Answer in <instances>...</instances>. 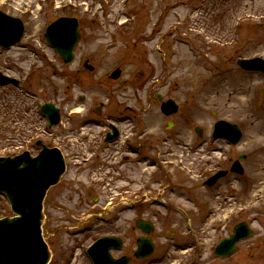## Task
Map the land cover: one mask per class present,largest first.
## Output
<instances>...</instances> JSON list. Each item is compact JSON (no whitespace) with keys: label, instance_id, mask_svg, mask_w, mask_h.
Listing matches in <instances>:
<instances>
[{"label":"rangeland","instance_id":"rangeland-1","mask_svg":"<svg viewBox=\"0 0 264 264\" xmlns=\"http://www.w3.org/2000/svg\"><path fill=\"white\" fill-rule=\"evenodd\" d=\"M0 9L25 24L18 45L0 48V73L20 82L0 81V155L24 149L35 153L36 139L50 138L39 109L45 101L57 104L64 125L70 126L71 116L78 119L73 111L87 112L101 102L109 109V102L116 106L128 96L132 104L136 91L143 108H149L148 118L156 121L162 116L155 94L174 98L190 118V143L198 138L195 126L209 134L223 118L242 127L241 150L264 145V76L237 65L242 57L264 58V0H0ZM62 16L79 20L81 38L70 65L45 38L47 26ZM117 68L121 76L110 79ZM149 95L152 104H147ZM259 161L264 165V156ZM69 169L62 179L68 185L52 187L45 198V229L53 252L49 264H90L84 248L91 240L67 230L83 227L88 205L99 197L101 208L106 197L94 189L88 205L81 196L73 199L71 182L87 180L81 174L78 180L75 169ZM11 214L8 202L0 200V217ZM134 215L126 211L115 231L129 238ZM241 245L239 256L245 249ZM245 253L264 261V245L247 247Z\"/></svg>","mask_w":264,"mask_h":264},{"label":"flooded vegetation","instance_id":"flooded-vegetation-1","mask_svg":"<svg viewBox=\"0 0 264 264\" xmlns=\"http://www.w3.org/2000/svg\"><path fill=\"white\" fill-rule=\"evenodd\" d=\"M135 93L132 104L128 96L117 100L116 106L109 103L110 110L102 102L88 106L87 112L80 109L78 113L84 114H76L78 119L71 116L70 126L61 119L56 127H61L59 132L53 133L48 126L51 133L50 138H44L46 144L63 152L67 173L73 168L78 180L80 174L87 180L71 182L72 198L81 196L80 202L88 205L94 189L106 197L101 208L99 197L88 205L83 227L69 231L72 236L85 233L86 241L91 240L87 246L103 236L121 238V249L111 252L116 258L129 257L127 264H264L255 260L254 253H245L247 247L254 250L264 245V165L259 161L264 148L241 150L240 143L222 137L210 140L204 132L196 134L198 138L190 145L189 117L180 107L172 116L160 110L162 119L156 121L148 118L149 108H143L142 98ZM155 98L161 105L157 94ZM82 99L86 102L85 96ZM152 103L149 95L147 104ZM47 133L45 130L42 136ZM34 148H38L37 141ZM143 165L154 170L143 174ZM218 173L220 177L209 183ZM116 206L120 208L114 211ZM126 211L135 214L129 238L115 231ZM141 218L153 224L149 236L154 252L144 259L134 254L145 235L136 223ZM240 223L252 231V236L240 243L244 253L239 256V248L229 254L216 253L217 246L230 238ZM49 234L45 229L51 243Z\"/></svg>","mask_w":264,"mask_h":264},{"label":"water","instance_id":"water-1","mask_svg":"<svg viewBox=\"0 0 264 264\" xmlns=\"http://www.w3.org/2000/svg\"><path fill=\"white\" fill-rule=\"evenodd\" d=\"M25 31L23 22L0 11V45L9 47L18 43ZM45 37L51 47L62 57L65 63H71L74 50L81 38L79 21L77 18L62 17L47 27ZM238 64L244 69L261 70L264 72L262 58L242 59ZM93 69V66L88 65ZM120 69L111 75L118 78ZM168 106H173L172 112L177 109L173 100L163 103L162 109L169 113ZM42 110L55 124L59 120V111L52 103L42 105ZM215 133L227 136L233 141H238L241 131L237 125L226 121L216 124ZM65 160L58 149L43 150L36 157L26 152L15 158L0 157V192L8 197L11 208L16 214L14 217L0 219V264H47L51 258L42 234L44 220L43 200L47 190L57 184L65 172ZM139 226L146 227L148 223L138 221ZM149 225V224H148ZM150 226V225H149ZM240 239L241 236H237ZM113 240L106 238L104 241ZM148 246L145 252H137L138 256H145L153 250L148 238L142 239ZM142 241L140 240V246ZM99 244L93 250L98 249ZM102 252L98 258L106 264L111 261L107 247H101ZM110 260V261H107Z\"/></svg>","mask_w":264,"mask_h":264}]
</instances>
